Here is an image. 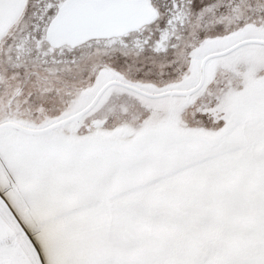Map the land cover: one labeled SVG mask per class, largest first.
<instances>
[{"label": "snow or ice", "instance_id": "obj_1", "mask_svg": "<svg viewBox=\"0 0 264 264\" xmlns=\"http://www.w3.org/2000/svg\"><path fill=\"white\" fill-rule=\"evenodd\" d=\"M0 264H264V0H0Z\"/></svg>", "mask_w": 264, "mask_h": 264}]
</instances>
